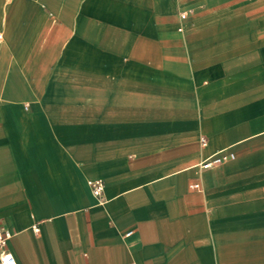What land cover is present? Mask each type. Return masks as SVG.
Instances as JSON below:
<instances>
[{"label":"crops","instance_id":"1","mask_svg":"<svg viewBox=\"0 0 264 264\" xmlns=\"http://www.w3.org/2000/svg\"><path fill=\"white\" fill-rule=\"evenodd\" d=\"M0 37L18 264H264V0H0Z\"/></svg>","mask_w":264,"mask_h":264},{"label":"built area","instance_id":"2","mask_svg":"<svg viewBox=\"0 0 264 264\" xmlns=\"http://www.w3.org/2000/svg\"><path fill=\"white\" fill-rule=\"evenodd\" d=\"M193 10L190 9L187 12L181 14V18H185L188 14L192 13ZM1 38V37H0ZM27 108V107H26ZM201 144L203 146L207 145V141L205 138L201 140ZM235 159V154L233 152H226V151H219L206 159H204L200 163V167L202 169H208L211 167H215L220 165L228 160ZM91 191L95 198L98 200L99 203H104V183L102 181H90ZM192 189H198L200 185L198 183H194L190 185ZM35 231H39L38 227H34ZM132 231L126 233V235H131ZM15 235V231L9 228H6L4 225L0 223V264H18L15 256L6 249L7 243L10 238ZM129 264H136V263H129Z\"/></svg>","mask_w":264,"mask_h":264}]
</instances>
